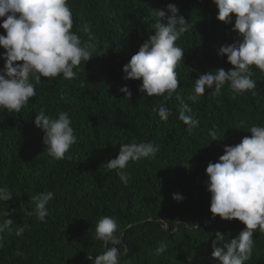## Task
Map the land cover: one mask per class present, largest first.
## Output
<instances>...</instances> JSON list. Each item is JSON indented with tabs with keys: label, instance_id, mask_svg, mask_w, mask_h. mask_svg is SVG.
Wrapping results in <instances>:
<instances>
[{
	"label": "trees",
	"instance_id": "trees-1",
	"mask_svg": "<svg viewBox=\"0 0 264 264\" xmlns=\"http://www.w3.org/2000/svg\"><path fill=\"white\" fill-rule=\"evenodd\" d=\"M69 4L72 30L85 42L89 34L84 25L91 27L93 56L74 68L77 76L72 80L62 75L42 78L36 95L20 112L0 108V187L7 186L13 195L0 201V223L13 220V232L0 234L4 237L0 264H91L89 256L94 260L106 250L95 234L102 216L116 218V234L122 238L117 247L129 248L120 264H218L211 257L215 233L230 240L246 226L236 219H212L206 168L209 162H218L225 146L250 137L252 125H264V72L252 66L257 95L249 91L233 98L225 84L219 95L206 89L195 103L188 97L200 74L234 67L226 56L217 55L220 46L240 39L232 31L234 14L229 24L219 21L212 0H69ZM168 4H175L190 23L176 41L184 49V62L176 69L180 88L170 98L167 93L149 97L139 90L142 81L124 79L122 69L155 34L154 10H166ZM0 34L6 35L2 27ZM4 51L0 47V53ZM4 63L0 59V69ZM124 86L132 93L130 99L119 91ZM177 93L199 120L191 133L178 119ZM158 105L170 109L167 121L153 111ZM41 109L53 117L60 111L70 116L78 139L64 159L49 155L44 132L33 123ZM210 129L219 140H211ZM148 141L158 145L159 152L154 158L129 161L124 171L131 178L125 185L106 163L118 156L120 144ZM45 191H52L54 199L47 206L46 222H41L29 213L35 210L31 198ZM174 193L183 200H174ZM6 212L8 217L2 215ZM25 224L28 227L17 237L14 230ZM253 238L252 257L245 264H264V232L257 230ZM161 241L167 251L156 255Z\"/></svg>",
	"mask_w": 264,
	"mask_h": 264
},
{
	"label": "clouds",
	"instance_id": "clouds-1",
	"mask_svg": "<svg viewBox=\"0 0 264 264\" xmlns=\"http://www.w3.org/2000/svg\"><path fill=\"white\" fill-rule=\"evenodd\" d=\"M218 9L217 19L225 24L235 23L232 31L240 39L231 44H224L217 50V55L227 57L234 66L230 70L220 68L206 71L195 80L194 93L188 97L197 102L205 95L206 89H213L210 95H219L228 84L235 95L251 91L257 95V82L252 77L255 66L264 72V0H212ZM170 13V15H169ZM156 23L151 27L155 34L149 36L123 66L124 79L141 80L139 90L152 97L168 94V98L179 87L177 67L184 62V49L176 41L188 31L190 23L179 14L175 4H168L166 10L158 9L153 13ZM0 27L6 35L0 34V53L4 66L0 69V108L20 112L29 100L36 95V86L42 78L61 76L72 80L77 76L74 68L82 61L87 62L93 55L90 25H84L89 34L88 41L82 40L74 32L73 11L69 0H0ZM105 54V53H104ZM21 62V63H17ZM34 81V82H33ZM120 92L131 98L127 86ZM179 101L178 119L191 133L199 126V120L192 115V108L177 93ZM162 121H167L171 111L167 106L153 108ZM34 125L44 132L42 138L50 156L57 160L65 158L69 149L77 142V135L72 127L68 112L60 111L57 116H49L41 109L36 115ZM248 132L251 136L233 146H225L224 154L218 162H209L206 168L207 191L211 194L210 212L212 219L219 216L223 220H239L246 227L235 238L226 240V236L217 231L212 242L211 257L218 264H245L252 257L254 233L264 232V125H252ZM211 140H219L215 130L210 129ZM159 146L154 142H131L120 144L119 154L106 163L109 170H117L120 180L127 185L131 178L124 169L129 161L137 162L144 158H154ZM7 186L0 187V201L12 199ZM34 213L41 222H46L49 215L48 204L54 199L52 191L41 192L33 196ZM173 199L182 201L183 196L174 193ZM8 217L9 213H3ZM13 220L7 218L0 223V234H11ZM28 226H17L14 230L21 236ZM118 221L112 216H102L95 225L96 239L103 241L106 250L95 259L89 256L91 264H120V257L128 255L129 248L117 247L122 238L116 234ZM3 235H0V247H3ZM108 245H112L108 247ZM167 251L163 241L155 250L156 255ZM19 254V253H18ZM125 264H128L125 261Z\"/></svg>",
	"mask_w": 264,
	"mask_h": 264
},
{
	"label": "water",
	"instance_id": "water-1",
	"mask_svg": "<svg viewBox=\"0 0 264 264\" xmlns=\"http://www.w3.org/2000/svg\"><path fill=\"white\" fill-rule=\"evenodd\" d=\"M168 229H169V227H168Z\"/></svg>",
	"mask_w": 264,
	"mask_h": 264
}]
</instances>
